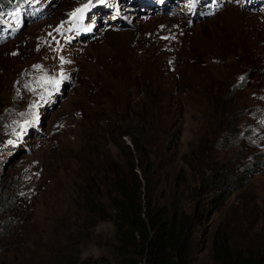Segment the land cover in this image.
Masks as SVG:
<instances>
[{
  "label": "rangeland",
  "instance_id": "obj_1",
  "mask_svg": "<svg viewBox=\"0 0 264 264\" xmlns=\"http://www.w3.org/2000/svg\"><path fill=\"white\" fill-rule=\"evenodd\" d=\"M88 2L0 0V189L17 188L25 204L0 225V264H54L56 253L70 249L68 235L76 240L82 260L110 257V223L85 225L88 233L75 226L77 210L70 205L81 198L75 186L83 182L74 180L68 167L75 156L85 164L90 124L113 116L115 98L131 93L134 103L142 99L141 88L133 87L145 83L137 66H151V81L158 82L163 97L158 94V101L166 104L168 94L178 91L173 80L161 78L169 73L167 58L177 53L179 59L193 55L212 61L211 76L203 83L243 88L247 98L238 117L239 133L252 132V154L264 143V0H91L88 10L70 21V14ZM62 50L68 52L67 62L52 65L53 55ZM53 79L60 83L44 82ZM192 113L186 107L180 142L172 151L174 180L181 170L194 175L184 159L197 164L215 148L210 132ZM121 141L122 150L108 144V159L128 152L129 139ZM238 143L245 140L239 136ZM219 152L222 147L214 150L215 162L221 164ZM105 157L99 160L103 163ZM118 161L126 162L122 157ZM228 166L233 168L232 161ZM252 180L251 186L232 194L223 211L203 220L193 236L197 264H214L215 236L245 247L264 243V171ZM189 192L185 203L191 209L195 195ZM8 224L14 235L2 244Z\"/></svg>",
  "mask_w": 264,
  "mask_h": 264
},
{
  "label": "trees",
  "instance_id": "obj_2",
  "mask_svg": "<svg viewBox=\"0 0 264 264\" xmlns=\"http://www.w3.org/2000/svg\"><path fill=\"white\" fill-rule=\"evenodd\" d=\"M207 48L206 54H210L211 49ZM177 55L174 53L167 58L171 64L169 73L161 77L170 78L178 86L174 95L168 94V102L158 101V94L162 97V93L158 82L151 81V66H137L145 83L133 87L141 88L142 99L134 103L131 93L125 98H115L113 116L104 115L101 122L90 124L92 132L87 135L89 150L87 159L83 160L85 164L82 166L75 156V164L71 160L68 167L73 179L83 182L75 186L81 198L74 199L70 205L76 206L75 217L79 222L81 219V224L77 221L75 226H83L81 231L88 233L85 225L93 228L102 222L110 223L114 230L106 242L110 257L102 255L94 260H82L76 240L71 241L68 235L70 249L56 253L54 264H197L195 258L192 259L196 246L193 236L197 235L203 220L210 213L223 211L232 194L251 186L253 177L264 171V143L259 153L252 154V132L239 133L238 117L243 113L247 98L243 88L206 86L203 82L211 76L214 66L210 65L215 63L202 62L193 55L179 59ZM187 73L194 78L188 80ZM185 79L187 82H183ZM125 80H130L129 76L126 75ZM186 107L193 111L192 117L204 125L205 131L210 132L215 148H210L197 164L184 159L183 164L191 174L194 171V175L191 178L181 170L174 180L170 174L175 160L171 157L180 142V122ZM239 136L245 144L238 143ZM123 137L129 139L128 152L125 156L108 159V144L122 150ZM229 141L234 143L224 149ZM220 147L222 152L218 159L223 163L218 164L214 150ZM102 157H105L103 163L99 160ZM121 157L125 164L119 163ZM231 161L233 168H227ZM156 177L158 181L153 182ZM168 189L174 190L168 192ZM12 190L0 189V221H3L0 225L7 224L6 218L18 215L25 205L24 196L17 194V188ZM188 190L195 195L191 209L185 203ZM90 191L97 193L96 196ZM13 227L4 226L8 236L1 237L2 244L6 238L13 237ZM211 255L214 264H264V243L259 248L245 247L224 236H215Z\"/></svg>",
  "mask_w": 264,
  "mask_h": 264
},
{
  "label": "snow or ice",
  "instance_id": "obj_3",
  "mask_svg": "<svg viewBox=\"0 0 264 264\" xmlns=\"http://www.w3.org/2000/svg\"><path fill=\"white\" fill-rule=\"evenodd\" d=\"M98 2H99L100 4H104V3H105V0H98ZM90 4H91V0H89L88 3L82 5L80 8H77L76 10H74V12H72V13L70 14V16H69V20H70V21H74V20L80 18L81 15H82V13H84L85 11L88 10ZM59 30H60V29L58 28L57 31H59ZM61 63H62V64L65 63V61H64V59H63L62 57H61ZM34 67L39 68L40 66L37 65V66H34ZM241 79H243V78H241ZM44 82H45V83H52L53 85H58V84L60 83L59 80H55V79H53V80H45ZM26 123H27V122H26Z\"/></svg>",
  "mask_w": 264,
  "mask_h": 264
},
{
  "label": "bare ground",
  "instance_id": "obj_4",
  "mask_svg": "<svg viewBox=\"0 0 264 264\" xmlns=\"http://www.w3.org/2000/svg\"><path fill=\"white\" fill-rule=\"evenodd\" d=\"M53 56H55V59L51 61V62H53L52 65L53 64H55V65L58 64V66H59L60 64L62 65L61 57L64 59L65 63L67 62L66 58L68 57V52L65 51V50H62L61 52H59V54L53 55ZM53 56H51V57H53ZM49 61H50V59H49ZM49 61H48V63H49ZM54 69H55V67H54Z\"/></svg>",
  "mask_w": 264,
  "mask_h": 264
}]
</instances>
